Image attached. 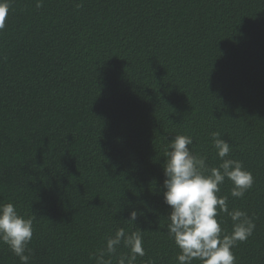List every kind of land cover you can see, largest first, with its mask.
Here are the masks:
<instances>
[{
    "label": "trees",
    "instance_id": "obj_1",
    "mask_svg": "<svg viewBox=\"0 0 264 264\" xmlns=\"http://www.w3.org/2000/svg\"><path fill=\"white\" fill-rule=\"evenodd\" d=\"M214 132L254 178L242 198L227 179L218 194L255 223L236 264H264V0H11L0 202L33 218L29 264H95L117 227L142 231L136 264H178L164 147L189 135L217 166ZM217 219L231 232L230 217ZM0 264L22 262L0 243Z\"/></svg>",
    "mask_w": 264,
    "mask_h": 264
},
{
    "label": "clouds",
    "instance_id": "obj_2",
    "mask_svg": "<svg viewBox=\"0 0 264 264\" xmlns=\"http://www.w3.org/2000/svg\"><path fill=\"white\" fill-rule=\"evenodd\" d=\"M11 0H0V31L5 29ZM42 0H36V7ZM212 135V146L219 164L209 166L205 156L193 154L189 135H176L164 147L163 201L169 206L168 236L179 249L178 264H236L232 249L246 241L255 229L253 219L239 209H229L228 196L218 195L225 180L231 182L230 195L242 198L253 186L254 178L242 162L229 157L231 146L219 132ZM226 214L232 221L231 232L218 222V215ZM136 210L126 220L135 225ZM33 237V218L20 215L13 203L0 202V243L8 246L22 264H29L28 244ZM104 246L94 256L95 264H136L145 255L142 231H126L117 227L106 234ZM123 247L126 252H118Z\"/></svg>",
    "mask_w": 264,
    "mask_h": 264
}]
</instances>
